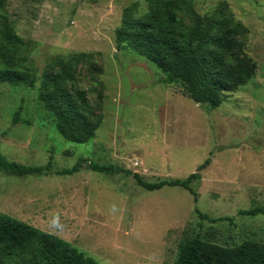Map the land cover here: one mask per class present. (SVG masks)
Segmentation results:
<instances>
[{"label": "rangeland", "instance_id": "374dc122", "mask_svg": "<svg viewBox=\"0 0 264 264\" xmlns=\"http://www.w3.org/2000/svg\"><path fill=\"white\" fill-rule=\"evenodd\" d=\"M135 1L143 0H4L9 26L32 47L38 76L57 55L94 54L102 69L96 82L82 62L76 80L102 121L88 141H69L39 100L38 82H0V153L28 166L51 157L42 174L0 171V212L98 264H170L192 237L226 247L264 243V214H238L264 205V0H190L200 14L226 2L249 30L244 47L256 71L214 108L165 83L155 64L116 43L122 10ZM207 158L193 184L196 201L178 186L146 190L131 174L87 167L112 164L155 182L184 179ZM81 159L77 171L58 173Z\"/></svg>", "mask_w": 264, "mask_h": 264}, {"label": "trees", "instance_id": "16d2710c", "mask_svg": "<svg viewBox=\"0 0 264 264\" xmlns=\"http://www.w3.org/2000/svg\"><path fill=\"white\" fill-rule=\"evenodd\" d=\"M3 4L4 0H0V82H26L29 86L38 82V98L55 117L58 132L69 141H88L100 125L102 115L90 103L87 92L77 86L76 71L82 62L95 81L102 69L94 54L57 55L45 63L38 76L30 58L32 47L12 31ZM248 33V28L234 17L224 1L210 12L200 14L190 0H143L122 10L115 41L155 64L165 83L178 85L193 101L214 108L221 104L226 92L245 84L256 71V62L244 47ZM81 162L84 160L58 173L77 171ZM208 162L207 158L184 179L155 182L112 164L89 161L87 167L105 174H131L146 190L178 186L187 189L196 201L193 184L200 180L199 171ZM50 169L51 157L43 166H28L8 160L0 153V171L5 174L25 176ZM195 210L200 218H209ZM238 214H264V205L241 209ZM0 264L98 263L64 239L0 212ZM170 264H264V243L247 239L226 247L192 237L180 245L177 258Z\"/></svg>", "mask_w": 264, "mask_h": 264}]
</instances>
